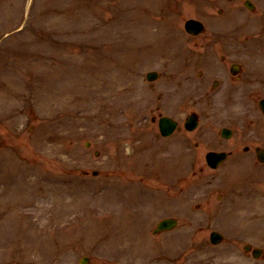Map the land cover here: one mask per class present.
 <instances>
[{
  "label": "rangeland",
  "instance_id": "rangeland-1",
  "mask_svg": "<svg viewBox=\"0 0 264 264\" xmlns=\"http://www.w3.org/2000/svg\"><path fill=\"white\" fill-rule=\"evenodd\" d=\"M252 1L0 0V264H264L242 250L264 248V164L252 146L228 166L204 160L230 146L221 126L254 138L240 122L257 113L248 84L230 94L225 68L200 62L264 58ZM192 110L197 128L171 137L150 119ZM173 213L176 229L153 234Z\"/></svg>",
  "mask_w": 264,
  "mask_h": 264
},
{
  "label": "flooded vegetation",
  "instance_id": "flooded-vegetation-1",
  "mask_svg": "<svg viewBox=\"0 0 264 264\" xmlns=\"http://www.w3.org/2000/svg\"><path fill=\"white\" fill-rule=\"evenodd\" d=\"M259 35L264 34V29H259ZM219 34V36L221 38H228V36H226L223 32H217ZM223 45L227 46L228 42H223ZM220 62L209 59L207 61V65L209 68H211L213 71L216 72V68L219 67H224L225 68V74L228 76V83L231 84V88L229 90L230 94H234L237 90V88L235 87L236 83H242L243 85L248 84L246 86H248V89H246V92L244 93L245 96H250V97H254L253 99V105L255 104V109H256V116L255 117H251L250 116V112L248 111L246 113L245 109H243L245 117H243L241 119L240 122L243 123L246 122L248 124H252V123H256L257 126L256 129L254 130L253 137L254 138H247V135H251L250 133H244L245 135L242 136V138H240L239 136H236L235 138L232 136H235V132L238 129V126H234V121L231 122V126L228 125H224L227 129H228V137H226L228 140L230 141V139L232 140L230 146L228 148H216L218 150H228L231 152V155L229 156V159L231 157H238L239 154H245L248 151L249 147H254L255 148L259 147V148H263L264 149V112L262 111L261 105H260V100L264 99V58L262 59H257V60H252V59H247V60H243L242 58H227V54L224 53L221 55V58L219 59ZM209 62L213 63V66L209 65ZM217 62L219 64H217ZM216 80V82H214ZM214 81L212 82V87L215 88L213 90H217L220 80L219 79H214ZM242 85V86H243ZM241 86V87H242ZM240 87V88H241ZM227 92V90H225ZM203 95V94H202ZM201 99V97H200ZM203 99V97H202ZM199 98H196L195 102H198ZM230 114V113H229ZM175 119H179L177 117L172 116ZM230 119H234L232 117H230ZM185 121L182 120V123ZM240 122H238V124H240ZM233 123V124H232ZM188 131L183 127H180L178 129H176L172 134H174L175 132H179V131ZM224 138V137H223ZM241 139H246L244 141H240ZM189 140V138H188ZM195 146L198 145V142H194ZM241 146L243 147L241 152H238L241 149ZM238 147H240L238 149ZM258 162V161H257ZM259 163V162H258Z\"/></svg>",
  "mask_w": 264,
  "mask_h": 264
},
{
  "label": "water",
  "instance_id": "water-1",
  "mask_svg": "<svg viewBox=\"0 0 264 264\" xmlns=\"http://www.w3.org/2000/svg\"><path fill=\"white\" fill-rule=\"evenodd\" d=\"M246 4L249 6L250 4L248 2H246ZM185 27L188 31H191L193 28L198 30L201 28V23L199 21H196L194 19H189L186 21L185 23ZM149 75H154V73H151ZM165 122H168V123H165ZM174 122L173 121H170L168 118H161L160 119V128H161V131L166 134L168 133L171 129H173L174 127ZM195 125V122L194 121H191L190 122V128L194 127ZM259 155V154H258ZM225 157V154L224 153H209V155L207 156L208 158V163L211 165V166H215L217 165V163L221 160H223ZM174 223V220L170 219V218H167V219H163L161 220L158 225H157V229L156 230H161V229H165V228H169L173 225ZM213 235H216L213 233ZM214 241H217L214 240Z\"/></svg>",
  "mask_w": 264,
  "mask_h": 264
}]
</instances>
